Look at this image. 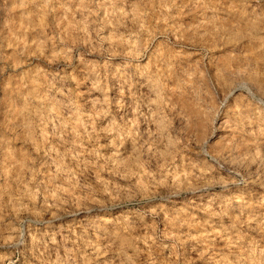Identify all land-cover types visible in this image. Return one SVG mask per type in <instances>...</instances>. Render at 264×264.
Segmentation results:
<instances>
[{"label": "rangeland", "instance_id": "374dc122", "mask_svg": "<svg viewBox=\"0 0 264 264\" xmlns=\"http://www.w3.org/2000/svg\"><path fill=\"white\" fill-rule=\"evenodd\" d=\"M262 110L264 0H0V264H264Z\"/></svg>", "mask_w": 264, "mask_h": 264}, {"label": "bare ground", "instance_id": "6f19581e", "mask_svg": "<svg viewBox=\"0 0 264 264\" xmlns=\"http://www.w3.org/2000/svg\"><path fill=\"white\" fill-rule=\"evenodd\" d=\"M238 84V83H237ZM247 86V84L245 83V82H240L239 83V87H246ZM236 87H237V85H236ZM238 87V88H239ZM249 87V86H248ZM250 88V87H249ZM257 115H258V117H264V111L262 110V111H258L257 112ZM259 132V131H258ZM221 137V136H220ZM257 139V138H256ZM258 140V139H257ZM256 149V148H255ZM225 163V162H224ZM220 164H221V162H220ZM239 171V170H238ZM15 243V242H14ZM16 244V243H15ZM241 262V261H240Z\"/></svg>", "mask_w": 264, "mask_h": 264}]
</instances>
